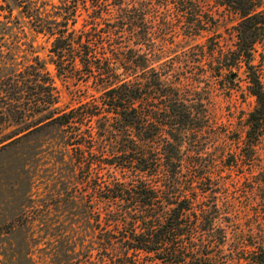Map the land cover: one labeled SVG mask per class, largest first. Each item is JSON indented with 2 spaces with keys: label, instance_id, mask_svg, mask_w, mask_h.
Listing matches in <instances>:
<instances>
[{
  "label": "trees",
  "instance_id": "obj_1",
  "mask_svg": "<svg viewBox=\"0 0 264 264\" xmlns=\"http://www.w3.org/2000/svg\"><path fill=\"white\" fill-rule=\"evenodd\" d=\"M31 1L18 0L20 11L33 31L51 38L55 76L77 91L91 85L98 95L54 114L55 76L38 56L20 70L0 68V113L22 124L0 149L49 127L60 130L75 173L74 183L61 180L66 210L78 208L94 234L95 255L82 264H264V167L254 172L264 140L261 51L255 62L258 45L264 51V0H211L236 24L233 48L206 53V98L190 97L192 74L181 73L197 45L149 65L163 52L161 37L176 32L173 9L198 13L202 0H163L162 10L157 0H61L51 15ZM204 27L183 31L190 37ZM241 64L255 105L244 119L243 146L229 154L226 137L216 143L209 94L219 77L231 84ZM220 167L248 170L243 196L255 205L246 227L237 189L225 185Z\"/></svg>",
  "mask_w": 264,
  "mask_h": 264
},
{
  "label": "rangeland",
  "instance_id": "obj_2",
  "mask_svg": "<svg viewBox=\"0 0 264 264\" xmlns=\"http://www.w3.org/2000/svg\"><path fill=\"white\" fill-rule=\"evenodd\" d=\"M31 2L34 3L33 7L40 5L42 15H48L55 8L52 6L61 4V0ZM162 2L163 0L156 2L159 10H162ZM21 8L18 0H0V68L6 67L7 71L20 70L38 56L55 76L54 65L49 57L51 38L33 31L28 19L21 13ZM173 10L172 19L176 32L161 37L166 38L162 43L163 52L151 57L149 65L156 67L161 62L171 61L197 45L193 48L194 54L190 56V60L187 63L181 62L184 70L181 73L192 74V84L187 89L191 93L190 97L206 98V81L200 79L211 72L209 55L206 53L209 48H233L236 17L230 16L211 0H202L198 13L191 10L186 15H178ZM79 20L81 21L80 18ZM197 24H203L204 29L190 37L184 34V29L191 30ZM157 32L159 35H156ZM157 32L156 39L161 41L163 33ZM146 49L147 45L144 43L142 51ZM198 51H203L204 55L201 56L200 63H193ZM259 51L264 54L261 45L257 47L255 62L260 59ZM231 72L237 74L234 81L230 84L219 77L212 86L209 101L216 118L214 131L220 136L216 143L220 145L223 136L226 137L227 145L231 148L229 154H237L239 146H243L244 119L254 107L255 98L247 90L244 65L233 68ZM55 82L58 103L51 107L54 114L90 99L91 94L98 95L91 85L77 91L72 83L56 76ZM5 106L0 103V111ZM21 125V121L0 113V141L16 133ZM60 138V130L49 127L25 137L23 145L13 142L0 149V264H82L86 260L91 261L92 258L89 259L88 256L95 255L94 234L86 226V221H81L79 209L66 210L69 205L64 203L66 196L61 180L68 179L74 183L75 173ZM230 140H234L233 144ZM257 148L259 161L254 172L264 167V140ZM62 155L64 161L61 160ZM220 168L225 185L230 190L237 189V204L242 207L240 222L246 227L252 222L249 217L255 205L243 196L242 189L248 186L243 172L245 174L248 170L241 167ZM73 183L69 187H73ZM100 207L103 210L102 203Z\"/></svg>",
  "mask_w": 264,
  "mask_h": 264
}]
</instances>
